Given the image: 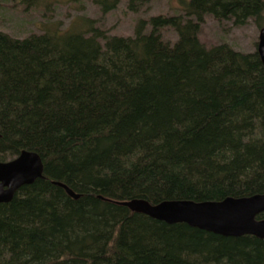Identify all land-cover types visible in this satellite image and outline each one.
Segmentation results:
<instances>
[{"label":"trees","instance_id":"1","mask_svg":"<svg viewBox=\"0 0 264 264\" xmlns=\"http://www.w3.org/2000/svg\"><path fill=\"white\" fill-rule=\"evenodd\" d=\"M91 1L103 15L119 4ZM179 3L178 14L140 19L128 37L89 19L25 38L0 31V162L35 152L45 177L0 204V264H264V239L169 225L118 204L264 194L260 57L199 38L208 17L263 28L264 0Z\"/></svg>","mask_w":264,"mask_h":264},{"label":"rangeland","instance_id":"2","mask_svg":"<svg viewBox=\"0 0 264 264\" xmlns=\"http://www.w3.org/2000/svg\"><path fill=\"white\" fill-rule=\"evenodd\" d=\"M47 1L46 6L27 8L18 0H0V31L15 38H25L40 34L48 26L65 31L81 19H89L111 36L128 37L133 35L140 19L180 12L179 0H144L139 4L138 13L129 11V0H119L117 8L106 15L91 0ZM260 30L253 21L245 27L235 28L230 22L220 24L208 17L199 38L208 48L226 43L237 51L253 53L257 50ZM163 36L172 43L177 40V34L171 29L165 30Z\"/></svg>","mask_w":264,"mask_h":264},{"label":"water","instance_id":"3","mask_svg":"<svg viewBox=\"0 0 264 264\" xmlns=\"http://www.w3.org/2000/svg\"><path fill=\"white\" fill-rule=\"evenodd\" d=\"M257 53L264 68V27L260 30ZM44 178L43 161L35 152L23 151L9 162H0V204L12 202L22 187ZM54 184L63 188L74 200L81 197L62 183ZM118 204L169 225L186 224L223 237L252 236L264 239V218L259 219L264 214V194L229 197L220 202L164 201L152 205L145 200L135 199Z\"/></svg>","mask_w":264,"mask_h":264},{"label":"flooded vegetation","instance_id":"4","mask_svg":"<svg viewBox=\"0 0 264 264\" xmlns=\"http://www.w3.org/2000/svg\"><path fill=\"white\" fill-rule=\"evenodd\" d=\"M11 161V160H10ZM7 162H9V161H7Z\"/></svg>","mask_w":264,"mask_h":264}]
</instances>
